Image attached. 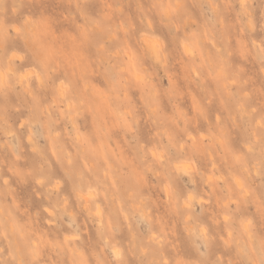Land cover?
<instances>
[{
  "label": "clouds",
  "instance_id": "clouds-1",
  "mask_svg": "<svg viewBox=\"0 0 264 264\" xmlns=\"http://www.w3.org/2000/svg\"><path fill=\"white\" fill-rule=\"evenodd\" d=\"M0 264H264V0H0Z\"/></svg>",
  "mask_w": 264,
  "mask_h": 264
}]
</instances>
